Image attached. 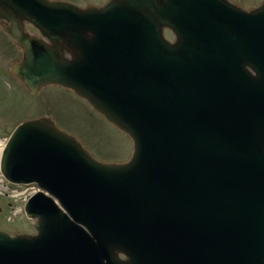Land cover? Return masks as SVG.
<instances>
[{
  "label": "water",
  "instance_id": "water-1",
  "mask_svg": "<svg viewBox=\"0 0 264 264\" xmlns=\"http://www.w3.org/2000/svg\"><path fill=\"white\" fill-rule=\"evenodd\" d=\"M0 22L29 91L71 88L133 144L103 161L18 122L0 171L38 185L36 232L0 228V264H264V0H0Z\"/></svg>",
  "mask_w": 264,
  "mask_h": 264
},
{
  "label": "rangeland",
  "instance_id": "rangeland-1",
  "mask_svg": "<svg viewBox=\"0 0 264 264\" xmlns=\"http://www.w3.org/2000/svg\"><path fill=\"white\" fill-rule=\"evenodd\" d=\"M81 6L100 5L107 0H69ZM244 8H251L263 0H231ZM27 29L37 34L30 23ZM165 34L173 38L166 28ZM22 56V48L4 30L0 22V146L13 127L28 118L47 116L58 127L74 134L90 153L103 161L127 160L133 150L127 133L94 109L82 96L69 87L57 83L43 85L31 92L11 70L10 64ZM36 189L32 183L11 184L0 173V228L10 233H33V219L26 216L23 206L26 198Z\"/></svg>",
  "mask_w": 264,
  "mask_h": 264
},
{
  "label": "bare ground",
  "instance_id": "bare-ground-1",
  "mask_svg": "<svg viewBox=\"0 0 264 264\" xmlns=\"http://www.w3.org/2000/svg\"><path fill=\"white\" fill-rule=\"evenodd\" d=\"M1 147H2V146H0V152H1Z\"/></svg>",
  "mask_w": 264,
  "mask_h": 264
}]
</instances>
